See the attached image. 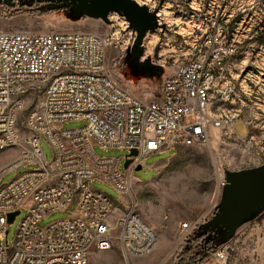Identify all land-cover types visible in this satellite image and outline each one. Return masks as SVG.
Instances as JSON below:
<instances>
[{
    "label": "built area",
    "instance_id": "1",
    "mask_svg": "<svg viewBox=\"0 0 264 264\" xmlns=\"http://www.w3.org/2000/svg\"><path fill=\"white\" fill-rule=\"evenodd\" d=\"M188 5L185 50L172 59L157 100L142 99L120 83L106 60L107 40L94 30H0V151L18 145L17 114L27 94L41 92L26 118L30 133L20 155L0 169V264H89L90 252L112 247L125 260L143 256L155 247L157 235L130 194L136 167L154 153L209 141L211 128L219 140L250 143L253 118L240 117L235 107L239 83L223 81L236 53L235 33L219 5ZM240 118L243 136L234 128ZM70 119L86 124L62 129ZM42 135L52 149L49 161L39 147ZM94 144L127 154L101 157ZM132 150L136 154L129 156ZM33 164L37 167H29ZM21 166L24 172L1 182ZM217 173L213 206L226 182L223 169L217 167ZM94 179L112 185L120 198L93 188ZM74 203L67 218L38 226L43 216ZM22 210L9 246L8 214ZM200 220L179 222L176 258ZM229 249L228 243L220 245L196 264H226Z\"/></svg>",
    "mask_w": 264,
    "mask_h": 264
},
{
    "label": "rangeland",
    "instance_id": "2",
    "mask_svg": "<svg viewBox=\"0 0 264 264\" xmlns=\"http://www.w3.org/2000/svg\"><path fill=\"white\" fill-rule=\"evenodd\" d=\"M136 1L146 4L166 25V29L157 28L145 34L138 59L131 54L134 52L135 33L127 29V22L116 13L109 14L107 21L87 15L77 17L76 13L73 18L71 10L41 13L35 11L32 5L21 4L18 0H14V3L0 0V30H94L107 40L106 60L120 83L142 99L157 100L164 78L172 71V59L179 58L185 50L187 27L183 15L190 10L188 4L198 2L206 8L219 5L236 39V53L228 62L223 81L236 80L239 83L240 103L237 102L235 107L240 108V117L253 118L251 139L250 143L235 138L219 140L216 130L211 128L209 141L190 146L179 145L148 156L144 166L133 171L130 194L137 203L139 215L157 235L155 247L143 256L129 257L128 260L123 258L117 247L90 252L89 264H177L178 257L173 252L179 222L200 218L193 232L196 234L214 214L217 167L223 171H237L264 162L261 145L264 138V0ZM40 98L41 92L26 95L16 118L19 143L0 151V169L14 163L20 155L24 140L30 133L25 128L26 118ZM85 124V120L70 119L60 126L62 129H72ZM234 128L238 135H245L246 125L241 118ZM39 147L49 161L52 149L44 135L39 140ZM93 150L101 157H123L127 154L125 149H106L99 144H94ZM123 163L124 160L121 161L122 169ZM29 167H37V164ZM25 169L21 166L7 172L1 182H9ZM90 185L114 200L120 198L119 192L102 180L94 179ZM123 197L126 200L130 198L127 195ZM219 198L220 194L217 202ZM74 209L75 203L68 210L51 212L39 220L38 226L43 228L53 221L65 219ZM24 213L22 210L9 223V246ZM209 229L211 231L205 240L212 237L216 243L226 232L215 227ZM225 243L230 246L226 264H264V209L240 223L218 246ZM3 245H6L5 240ZM181 250L177 249L178 253Z\"/></svg>",
    "mask_w": 264,
    "mask_h": 264
},
{
    "label": "water",
    "instance_id": "3",
    "mask_svg": "<svg viewBox=\"0 0 264 264\" xmlns=\"http://www.w3.org/2000/svg\"><path fill=\"white\" fill-rule=\"evenodd\" d=\"M73 3L71 17L87 15L107 21L109 14L116 13L127 22V29L135 33L131 54L137 59L142 53V40L148 31L157 28L166 29L159 23L158 15L146 4L136 0H67ZM264 150V138L261 141ZM132 150L128 155H135ZM131 159L127 158L123 166L127 167ZM137 166L135 170L141 169ZM225 185L214 210L213 216L204 223L203 228L215 227L223 233L217 244L223 243L227 236L243 221L264 209V162L256 167L237 171H224ZM19 211L8 214L11 223ZM228 229V231H227ZM212 238V237H210Z\"/></svg>",
    "mask_w": 264,
    "mask_h": 264
},
{
    "label": "trees",
    "instance_id": "4",
    "mask_svg": "<svg viewBox=\"0 0 264 264\" xmlns=\"http://www.w3.org/2000/svg\"><path fill=\"white\" fill-rule=\"evenodd\" d=\"M210 231L209 227L201 228L198 233L191 235L178 255L177 264H196L203 257L212 253L219 244L212 238L205 240V236Z\"/></svg>",
    "mask_w": 264,
    "mask_h": 264
},
{
    "label": "flooded vegetation",
    "instance_id": "5",
    "mask_svg": "<svg viewBox=\"0 0 264 264\" xmlns=\"http://www.w3.org/2000/svg\"><path fill=\"white\" fill-rule=\"evenodd\" d=\"M21 4L32 5L37 12H58L71 10L73 3L67 0H18ZM6 3H14V0H5ZM213 216V215H212Z\"/></svg>",
    "mask_w": 264,
    "mask_h": 264
}]
</instances>
